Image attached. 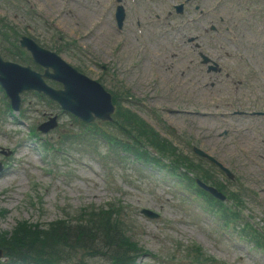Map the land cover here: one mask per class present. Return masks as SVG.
Returning <instances> with one entry per match:
<instances>
[{
  "label": "rangeland",
  "instance_id": "374dc122",
  "mask_svg": "<svg viewBox=\"0 0 264 264\" xmlns=\"http://www.w3.org/2000/svg\"><path fill=\"white\" fill-rule=\"evenodd\" d=\"M54 1V5L50 2L48 6H44L42 0H0V18L5 19L4 26L13 27L18 35L33 38L41 47L56 53L70 66L99 82L108 91H112V89L115 91L120 84H115L110 77L111 73L116 76L119 74L112 69L115 50H119L123 43H128L127 49L133 50L132 54L130 52L127 57L126 47L122 52L117 50L118 60L124 62L129 71L132 70L131 65L137 64V59H139L135 57L137 53L140 54L138 52L139 42L133 32L131 18L126 22L128 34L127 38L123 40L108 25L106 27L100 25L98 28V17L93 12L89 13L91 14L89 17L71 18L66 15L65 8H75V6L71 4L70 7H63L59 0ZM254 2L257 13L262 14L264 18V0H254ZM214 4L217 6L216 2ZM226 4L232 16L228 20L229 23L225 25L237 32L240 30L247 37L251 36L257 51L250 50L249 52L250 55L256 53V57L260 60L262 70L258 75L264 79V47L262 46L264 45V33L258 34L261 25L256 26L258 22L264 26V19L255 21L244 15L241 8L245 4L243 2L237 3L236 0H229ZM245 5L250 7L249 4ZM83 12L86 11L83 10ZM212 24L218 23L213 19ZM219 28L222 29L223 26H219ZM187 30L185 29L186 33ZM108 34L114 39L109 38ZM96 35L97 37H95ZM244 38L245 36L241 38V42ZM162 39L167 40V45L173 47L179 45L171 39ZM161 40H157V42L159 43ZM132 41L135 43L131 44ZM154 42L153 39L152 43ZM130 44L132 48H130ZM54 46H58L61 51H57ZM0 51L4 59L6 58L3 55H10L9 48H6V43L1 39ZM29 57L27 54L25 58ZM254 58L252 56V63L259 70L255 62L256 58ZM181 73L176 74L179 85L182 83L181 79L188 80L187 77L181 76ZM245 73L246 77L250 78V82L242 92V104H235L243 109L264 105L259 85L254 80L255 74L246 68ZM118 80L124 83L122 85L134 95V98H141L142 92L149 94V90L145 87V81L149 80L148 73L143 81L142 79L137 81L135 77L128 75H120ZM172 84L167 83L163 85V88L159 85L161 91L155 93L160 97L159 101L147 102L152 107L160 108L166 121L176 128L177 132L172 138L161 131L133 103L127 101L122 103V106L140 115L149 125L158 130L161 137L168 139L180 153L191 160H196L191 152V145L201 148L218 159L236 177V183L230 184L225 178L221 179L220 174H217L218 178L227 185V191L239 192L240 188H243L252 191L264 201V176L258 174L259 170L247 163L249 158H253L264 169V144L256 139L257 136H260L264 141V129L259 132H251V138L247 135V139L243 136V139L239 140L229 132L227 134L226 130L211 126V120L196 121L199 117L197 115L189 118L171 116L172 120H169L164 109L167 112L171 110L177 112L178 109V100L174 97ZM184 92L182 104L187 108L184 110L205 112L219 109L212 103L217 100L215 94L204 90L202 85L196 91L184 89ZM192 104H197L199 108L193 107ZM52 106L50 107L42 99L38 101L32 93H26L21 96L20 115L12 121L9 119L4 124L0 122V149L13 151V156L9 159L0 155V162L5 167L0 173V210L3 209L6 212L5 217L0 219V239L11 234L19 221L46 226L62 218L59 208H67V205L73 210H77L89 204L102 206L108 202H121L124 206L133 209L146 208L155 211L161 217L160 221L151 222L139 213H135L137 216L133 214L127 216V220H123L122 226L125 225L124 228L129 232L128 236L132 243L149 254L138 259V262L141 260V264H161L159 260L170 259L173 255L178 259L177 263H182L179 259L184 257V248L193 244L200 246L220 262L253 264L251 260H246L241 252L232 250L227 243L204 227L206 219L200 214L194 215V212L197 211L195 205H192V209H188V211L182 208L180 199L173 194L172 190L167 189V185L161 184L160 178L164 177L163 172L153 171L151 182L149 179L142 181L132 176L133 181L128 183L124 181L121 173L117 170L112 177L115 185L108 188L101 179L95 177L99 172L104 176L99 159L86 157L83 160L92 166L94 170L92 173L81 167L76 160L71 161L53 150L42 152L37 146L40 145L38 140H33L30 137V141H28L27 131L42 123L45 114L60 112L55 104ZM182 109V107L179 108L180 111ZM250 122L253 121L245 122L246 124L243 126H249ZM102 127L108 128L106 125H102ZM76 128L72 116L64 113L61 115L58 128L52 133L40 137L56 145L60 132L63 130L71 132ZM203 130H208V132L205 133ZM221 131L227 135L219 138L215 134H219ZM117 139H121V137ZM238 141L241 144L240 148L234 150V145ZM67 149L72 150L69 147ZM241 149L245 150L247 155L243 156L240 153ZM100 152H104L103 145L100 147ZM69 154L79 158L77 155ZM201 164L204 168L205 163L201 162ZM51 173L54 178L51 177ZM58 174H62L64 177ZM257 177L261 179H257ZM135 185L138 188H135ZM244 201L246 203L244 213L250 215L260 229H264V224H261L264 221L262 210L245 196ZM112 221L119 223L115 219ZM172 223L181 230V235L167 228V224L173 225ZM128 224L130 227H127ZM72 241L73 238H71ZM91 242L92 244H85L82 249H71L73 251H69V253L73 257L68 264H109L108 258L102 257V254L99 253L100 249H106L105 246L100 248L97 240ZM179 247L180 249H178ZM153 256L157 258H153ZM120 261L123 262L124 258Z\"/></svg>",
  "mask_w": 264,
  "mask_h": 264
},
{
  "label": "trees",
  "instance_id": "16d2710c",
  "mask_svg": "<svg viewBox=\"0 0 264 264\" xmlns=\"http://www.w3.org/2000/svg\"><path fill=\"white\" fill-rule=\"evenodd\" d=\"M83 216L76 218L74 223L58 222L48 229L33 228L21 222L11 238L0 239V246L6 251L10 264H64L61 258L71 245V238L76 245L99 240L111 253L117 244H112L111 235H115L113 230L118 228L108 227L107 224L100 223L99 219L94 220L90 214L85 215L86 218ZM124 242L126 246L132 247L126 240ZM118 246L119 249H124L122 245Z\"/></svg>",
  "mask_w": 264,
  "mask_h": 264
},
{
  "label": "water",
  "instance_id": "95a60500",
  "mask_svg": "<svg viewBox=\"0 0 264 264\" xmlns=\"http://www.w3.org/2000/svg\"><path fill=\"white\" fill-rule=\"evenodd\" d=\"M0 80L5 85V87L8 90L10 96L12 97V99H14L16 97L17 93L22 91L23 89L29 88V87L30 88H36V85H37L35 82L23 81V79H20V77L17 76V75L12 76L9 73H3L1 71H0ZM17 82H21V83H17ZM18 84H21V85L16 87ZM73 89H74V84H72L70 82L67 83V93L70 94L73 91ZM64 94H58V95H62V96L58 97V100L63 102L67 106H69L67 108L79 113L83 117L90 116L91 111H89L85 105H82L79 102L80 98H79V100H76V102L79 104V108H78L76 105H74L73 102H71V100H68V98H67L68 95L67 96H63ZM99 115L102 116V118H106V114L99 113Z\"/></svg>",
  "mask_w": 264,
  "mask_h": 264
},
{
  "label": "bare ground",
  "instance_id": "6f19581e",
  "mask_svg": "<svg viewBox=\"0 0 264 264\" xmlns=\"http://www.w3.org/2000/svg\"><path fill=\"white\" fill-rule=\"evenodd\" d=\"M43 2H42V4L44 5V6H48L49 4H50V2L54 5L55 4V1L54 0H49V1H46V0H42ZM80 12V14H81V16H84V17H89L91 14H89V13H87V12H82L81 10L79 11ZM68 16V15H67ZM156 50V49H155ZM158 58H159V62H160V64L162 65V63L163 64H167V60H165V59H163L162 60V58H161V56L158 54ZM159 76H161L162 77V79H163V81H165V82H168V80H167V78H166V76H165V74H164V71L160 68V70H159ZM246 136V135H245Z\"/></svg>",
  "mask_w": 264,
  "mask_h": 264
}]
</instances>
